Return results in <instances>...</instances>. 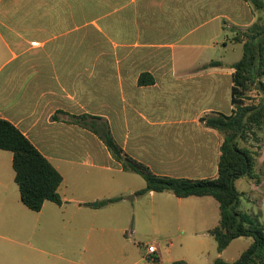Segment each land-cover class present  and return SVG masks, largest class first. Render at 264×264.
<instances>
[{"label":"crops","instance_id":"1","mask_svg":"<svg viewBox=\"0 0 264 264\" xmlns=\"http://www.w3.org/2000/svg\"><path fill=\"white\" fill-rule=\"evenodd\" d=\"M252 1L0 0V119L62 177V204L30 211L13 186L12 153L0 150V264H141L146 252L129 234L177 228L196 240L218 225L211 197L135 196L144 180L70 119L101 118L123 151L155 175L215 177L221 135L200 119L231 114L237 61L201 53L227 50L228 42L235 50L232 35L262 22L264 9ZM227 29L231 37L218 41ZM260 159L263 168V140ZM246 181L264 192V179Z\"/></svg>","mask_w":264,"mask_h":264},{"label":"trees","instance_id":"2","mask_svg":"<svg viewBox=\"0 0 264 264\" xmlns=\"http://www.w3.org/2000/svg\"><path fill=\"white\" fill-rule=\"evenodd\" d=\"M258 10L264 9L261 0H253ZM242 44V56L232 65V87L230 115L213 114L200 119L204 126L221 135L217 175L204 180L177 179L155 175L146 165L128 156L112 136L106 122L101 118L80 116L70 121L87 128L104 143L110 154L120 162L126 172L139 175L145 187L135 196L150 192H169L183 199L189 197H211L219 206L220 220L209 235L222 253L238 238H251L252 243L234 262L217 258L213 264H264V222L261 212L249 214L238 209L244 193L238 191L236 181L252 180L260 184L264 175L254 172L255 160L260 156L259 136L264 127V25L256 22L239 31L232 40ZM213 64V63H212ZM218 64V63H217ZM150 81L149 83H151ZM143 76L140 85H146ZM258 93L260 100L253 103L251 93ZM57 120V115L52 116ZM251 139L252 148L242 147ZM0 150L12 153L14 182L18 187L21 203L30 211L38 212L46 201L62 204L58 189L62 177L32 143L10 122L0 119ZM120 198L103 201L108 204ZM255 203V202H254ZM173 264H186L176 261Z\"/></svg>","mask_w":264,"mask_h":264},{"label":"rangeland","instance_id":"3","mask_svg":"<svg viewBox=\"0 0 264 264\" xmlns=\"http://www.w3.org/2000/svg\"><path fill=\"white\" fill-rule=\"evenodd\" d=\"M250 4L253 8H255L252 3ZM260 18L262 20V22L260 23L264 25V15H262ZM231 32L232 31L230 29L221 32V37L218 39V41L224 39L225 34H227L228 37H231ZM238 32L239 31L235 32L232 35L230 43H233L232 40ZM208 39L209 38L205 39V41L203 42L204 45H210ZM228 46V49H225L226 51L222 48L221 45H218V47L216 48L217 52L213 53L212 50L209 51L208 49L207 51L201 53V55H204L203 57L205 58H209V60L215 61L223 60L228 63L238 61L242 56V47L234 42L232 46L235 47V50L232 51L229 42ZM250 96L254 98L253 103H257L260 100V96H258V93L253 92L250 94ZM261 96L264 97V94H261ZM259 136L264 142V127ZM251 144H253V142L251 139H249L247 143H241V146L250 149L252 148V150H257V148L252 147ZM260 160V156H258L255 160L254 172L262 174L263 176L264 166L263 168L258 167ZM10 172L12 174V169H10ZM248 182L249 181H246L245 179H241L236 185L239 191L245 193V196H243L240 200L238 209L249 214H255L257 211H260L261 207L264 208V192H256L251 190V185ZM13 186L15 188L17 187L15 183H13ZM249 199L253 202L249 201ZM192 235L193 234H191V232H183L181 230H178L177 228H167L163 230L157 228H147L139 231V235L137 236H130L129 234V238H131L132 244L133 242H135V244L140 246L145 252L146 246L153 244L156 249L160 250L162 253V264H171V260L174 262L184 261L186 264H213V262L217 258H221L229 262H234L240 257L241 253L252 243L251 238H239L232 241L222 253H218L217 244L209 234L200 233L198 234L196 240L192 237ZM181 238H184L183 241ZM201 250L203 251L202 253ZM157 254L158 253L148 256L146 258V263L141 264H158L159 261ZM218 255H220V257H218ZM152 259L154 260V263L151 262Z\"/></svg>","mask_w":264,"mask_h":264},{"label":"built area","instance_id":"4","mask_svg":"<svg viewBox=\"0 0 264 264\" xmlns=\"http://www.w3.org/2000/svg\"><path fill=\"white\" fill-rule=\"evenodd\" d=\"M156 253V247L152 245H147L146 246V257H144V261L146 262V258L148 256L154 255ZM152 263H154V260H151Z\"/></svg>","mask_w":264,"mask_h":264}]
</instances>
